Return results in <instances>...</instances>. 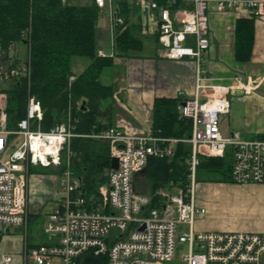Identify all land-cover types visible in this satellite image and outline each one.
Listing matches in <instances>:
<instances>
[{
  "label": "built area",
  "instance_id": "2783aa9c",
  "mask_svg": "<svg viewBox=\"0 0 264 264\" xmlns=\"http://www.w3.org/2000/svg\"><path fill=\"white\" fill-rule=\"evenodd\" d=\"M99 8L106 0H94ZM137 5L153 11L158 19L157 41L163 48L162 58L179 61L191 59L196 66L195 95L182 98L180 116L192 120V133L183 140L192 147L187 161L190 174L186 189L173 184L160 189L156 207L153 198L135 188V177L142 173L151 157H172L179 140L147 135H134L118 127H110L86 137L108 142L110 156L118 158V169L109 173L105 184L97 187L98 195L81 196V181L70 170L73 156L71 141L81 136L75 133L77 120L69 113L64 123L51 131H42L44 112L39 99L31 97L26 117L19 130L7 127L6 95H0V244L12 227L28 228L27 186L32 167L66 169L60 177L64 195L56 201L49 214L45 233L53 238L49 243L29 247L25 243L22 264H81L87 253L106 256L108 264H167L178 256V246L187 244L188 253L180 256L182 264H264L263 233L195 232L197 215L195 179L200 156L226 158L231 163L232 182L264 183V135L245 139L240 133L224 136L220 116L230 112L232 90L252 92L256 81L235 77L232 86L203 85L206 78L204 56L210 48L209 7L215 3L217 12L244 9L251 18H262V0H134ZM115 24L123 20L112 14ZM25 38V37H24ZM20 45V44H19ZM19 46L7 53L0 52V81L26 77L30 73L27 53ZM100 56H104L99 52ZM76 79L70 78V82ZM38 123L37 129H32ZM22 137L13 148L10 136ZM120 146H123L121 149ZM177 189V193L173 192ZM188 226L189 232L179 230ZM0 264H17L10 254H0Z\"/></svg>",
  "mask_w": 264,
  "mask_h": 264
},
{
  "label": "trees",
  "instance_id": "16d2710c",
  "mask_svg": "<svg viewBox=\"0 0 264 264\" xmlns=\"http://www.w3.org/2000/svg\"><path fill=\"white\" fill-rule=\"evenodd\" d=\"M125 6L117 12L122 24L114 26L117 56L141 50L138 25L129 23ZM100 15L101 8L95 2L81 6L65 0H0V52L7 53L11 47L22 44L30 65L28 76L0 81V95H6L7 127L12 132L19 130L31 97L42 103V131H51L64 123L70 113L77 120L75 133L81 135L71 141L70 170L81 181L83 197L97 196L98 185L104 184L111 172L110 144L86 137L114 126V88L101 81L104 71L114 66V57L98 54L96 26ZM253 43L254 19H240L236 43L239 61L250 60ZM76 57L90 60L89 66L77 76L72 68ZM72 76L76 79L70 82ZM181 101V97H166L154 102L151 133L179 141L172 157H151L145 170L135 177L136 190L154 197L150 207L157 205L158 190L171 188L170 184L186 189L189 184L187 161L191 151L185 149L183 140L191 137L192 120L180 116ZM37 126L38 123L33 124L32 129ZM15 138L11 135L10 142ZM199 160L197 171L231 175L229 156H200ZM66 166L63 155L62 164L56 169L60 175ZM80 263L108 264V259L87 253Z\"/></svg>",
  "mask_w": 264,
  "mask_h": 264
},
{
  "label": "crops",
  "instance_id": "0c3cea01",
  "mask_svg": "<svg viewBox=\"0 0 264 264\" xmlns=\"http://www.w3.org/2000/svg\"><path fill=\"white\" fill-rule=\"evenodd\" d=\"M65 1L81 6L94 3V0ZM122 5H126L129 23L138 25L137 37L141 42V50L132 51L128 56H117L114 46L115 25L112 14L118 12ZM248 18H251L250 13L244 9L220 13L217 12L215 3L210 4V48L204 56L206 78L202 84L232 86L237 76L256 81L258 87L252 92L235 91L234 98L237 102L234 104L235 108L232 101L230 112L225 116L234 114L238 129L231 134L240 133L244 137L250 134L259 137L264 135V11L262 18L254 19L251 58L241 62L236 58L237 23L240 19ZM158 23L159 19L153 11L135 4L134 0H106V6L101 8L97 22L98 54L101 52L104 56L114 57L112 68L117 79L111 85L115 88L112 100L113 125L129 134L147 135L151 132L153 107L157 98H175L182 92L188 99L195 95L194 61L191 59L171 61L162 58L163 51L160 50L157 41ZM89 64L84 65L78 74L73 70L74 74L76 76L81 74ZM30 170L35 171L34 167ZM199 218L200 216L197 219ZM200 230L211 231L201 228ZM26 243L29 247L40 245L29 241Z\"/></svg>",
  "mask_w": 264,
  "mask_h": 264
},
{
  "label": "rangeland",
  "instance_id": "374dc122",
  "mask_svg": "<svg viewBox=\"0 0 264 264\" xmlns=\"http://www.w3.org/2000/svg\"><path fill=\"white\" fill-rule=\"evenodd\" d=\"M20 53H26V47L18 45ZM160 50L164 51L161 46ZM90 63V60L83 57H76L72 60V68L76 74L82 71V67ZM113 68L105 70L101 81L104 84L112 85L117 79ZM115 89V88H114ZM235 91L232 90L231 102L233 108L237 102ZM234 95V96H233ZM220 116V123L223 135L230 136L231 132L237 131L234 114L231 116ZM258 136L247 134L244 138L251 139ZM22 142V137L13 140V148L7 151L4 159H7L14 148ZM177 145L174 144V149ZM185 149L191 151L189 143H185ZM35 171H29L27 186L28 204V228L12 227L10 232L3 236L0 244V254H10L17 264H22V253L26 242L34 244L49 243L52 236L45 233L49 221V214L56 209V201L64 192L61 190L60 177L55 168L34 167ZM195 198L197 209H203L204 215L197 219L194 225L195 232H203L201 229L230 233H263L264 231V183L263 184H237L232 182L230 176L222 173L198 170L195 179ZM105 184V183H104ZM259 185V187L256 186ZM256 188V189H255ZM177 193V189H173ZM199 228V229H198ZM179 230L189 232L188 226H180ZM210 231V232H211ZM178 256L173 263L182 264L179 258L188 253L187 244L178 246Z\"/></svg>",
  "mask_w": 264,
  "mask_h": 264
},
{
  "label": "water",
  "instance_id": "95a60500",
  "mask_svg": "<svg viewBox=\"0 0 264 264\" xmlns=\"http://www.w3.org/2000/svg\"><path fill=\"white\" fill-rule=\"evenodd\" d=\"M120 148L122 149L123 148V146H120ZM118 158H112L111 159V169L112 170H116V169H118Z\"/></svg>",
  "mask_w": 264,
  "mask_h": 264
}]
</instances>
